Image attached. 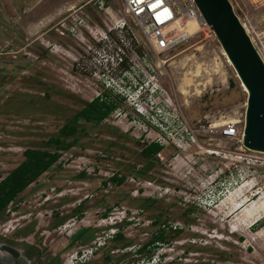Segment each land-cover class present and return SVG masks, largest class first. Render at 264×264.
<instances>
[{"label": "rangeland", "instance_id": "rangeland-1", "mask_svg": "<svg viewBox=\"0 0 264 264\" xmlns=\"http://www.w3.org/2000/svg\"><path fill=\"white\" fill-rule=\"evenodd\" d=\"M228 1L239 17L264 26V0ZM111 27L121 32L119 50L104 47L105 54L117 50L123 59L106 71L96 42ZM186 30L180 37L177 28L179 40L158 55L164 62L156 67L122 0H0V178L25 148H45L93 97L116 101L99 123L79 120L73 146L59 150L0 214V231L39 264H66L68 255L96 244L78 264H264V153L241 144L246 95L208 26ZM67 36L84 56L65 46ZM146 66L149 81L137 73ZM128 81L154 89L149 102L132 106ZM149 104L156 114L148 120L161 122V132L141 115ZM226 122L235 134H220ZM211 125L215 130L205 131ZM152 140L162 149L145 169L138 152ZM112 174L122 183L110 181ZM162 224L168 243L135 253ZM83 228L92 230L91 240L67 246ZM110 230L129 243L110 239Z\"/></svg>", "mask_w": 264, "mask_h": 264}, {"label": "built area", "instance_id": "built-area-1", "mask_svg": "<svg viewBox=\"0 0 264 264\" xmlns=\"http://www.w3.org/2000/svg\"><path fill=\"white\" fill-rule=\"evenodd\" d=\"M122 5L124 12L137 23L140 34L144 38L149 51L155 54V58L158 60L155 64L156 67L164 62V60L158 58V55L168 50L172 44L179 40V38L175 35L176 27L174 22L176 18H178L180 22L184 21V23L187 19H199L203 25L205 24L193 0H122ZM235 15L258 58L264 66V26H257L256 24L251 23L248 19L241 18L236 13ZM120 38L121 32H119L117 27L107 28L106 33L103 32L101 38H99L102 46L99 48L100 52L96 50L95 53L98 63H101L100 65L106 71L115 70L122 62L123 57L118 53L119 51H117L119 50L117 40ZM104 47H117V50L114 51V55H107L105 54ZM130 52L133 56H136L137 54L134 48H130ZM139 55H141L140 58L145 61V53ZM148 69L151 68H148L147 66L142 67L140 72L137 73H141L144 77H146V80H148L150 77V71ZM137 73L135 74L136 76ZM97 79H99V77ZM127 83V86L130 89V92L128 91V96L133 94L132 106L138 104L137 102H140L139 100H143L146 104V102H149L148 98L152 97L155 92L154 89L142 86L141 83L135 82L132 84L129 81ZM117 93L125 94L126 92L121 90ZM152 108V104H149V108L145 109V114H141L142 112L137 110V108H135V110L139 114L143 115L144 120L150 123L155 130L161 132V122L153 124L148 120L153 114H156V111H153ZM171 121L176 123L177 119L175 118V120ZM211 126L212 127L206 129L205 131L212 132L215 130L213 125ZM219 132L222 135H233L236 133V130L232 123L226 122L223 124ZM189 135L191 137L190 139L193 141L194 139L192 137L194 136L192 134V130H190ZM8 211L9 208L7 207L5 212ZM8 222L9 221H7V223ZM114 234V231L110 230L109 238L111 239ZM99 246L100 244H96V246H88L78 251H74L73 254L68 255V258H66V264H78L84 262L86 255L95 253ZM156 258L158 259V255L154 254L149 257V261H154Z\"/></svg>", "mask_w": 264, "mask_h": 264}, {"label": "trees", "instance_id": "trees-1", "mask_svg": "<svg viewBox=\"0 0 264 264\" xmlns=\"http://www.w3.org/2000/svg\"><path fill=\"white\" fill-rule=\"evenodd\" d=\"M118 99H121L117 96ZM116 101L111 100L108 96H95L90 101L80 107L72 117L59 127L55 136H49L44 141L45 148H25L22 151V160L0 178V212L4 210L6 205L11 202L27 185L33 182L42 172L47 170L58 158L59 150L67 149L76 142L77 123L79 120L85 122L99 123L106 115L115 109ZM71 138L65 141V138ZM52 147L51 150L47 149ZM162 149V144L157 141H149L139 148V155L144 159L145 169L151 167L152 158ZM124 177L112 174L109 180L122 183ZM61 220V218L59 219ZM153 223H157L155 220ZM171 227V226H169ZM164 225L157 227L151 233V237L143 244L135 249V253L146 250L149 255L157 246V244L168 243L164 234ZM173 233H176V227L173 226ZM92 238L91 229H80L67 243V246L73 244L74 241L85 244ZM121 242V246H126L129 242L123 241L122 234L115 232L111 239ZM150 256H148L149 258ZM109 260L106 254L103 262Z\"/></svg>", "mask_w": 264, "mask_h": 264}, {"label": "water", "instance_id": "water-1", "mask_svg": "<svg viewBox=\"0 0 264 264\" xmlns=\"http://www.w3.org/2000/svg\"><path fill=\"white\" fill-rule=\"evenodd\" d=\"M193 2L245 90L241 144L248 150L264 153V66L228 0ZM10 251L15 253L14 249Z\"/></svg>", "mask_w": 264, "mask_h": 264}, {"label": "flooded vegetation", "instance_id": "flooded-vegetation-1", "mask_svg": "<svg viewBox=\"0 0 264 264\" xmlns=\"http://www.w3.org/2000/svg\"><path fill=\"white\" fill-rule=\"evenodd\" d=\"M59 25L63 26V24L61 23ZM50 29H52L51 36L53 38L52 43L54 45V42H55L54 37L57 31L55 24H52ZM58 33L63 34L66 37V32H58ZM67 38H68V43L65 46L77 51L78 54L84 56V53L81 50L83 49L82 45L78 43L74 38H70L68 36ZM96 43L101 44L100 42H96ZM79 61L81 62V60ZM78 62L77 61L75 62L76 66L78 65ZM74 212L78 214L81 211L77 207V210H75ZM4 218H5V215H2V217H0V228L4 224ZM11 249H14L16 254L14 252H11L10 251ZM0 264H39V263L34 259L33 255H31L26 249H24L21 246L19 242L9 241L7 236L3 234L2 231H0Z\"/></svg>", "mask_w": 264, "mask_h": 264}, {"label": "bare ground", "instance_id": "bare-ground-1", "mask_svg": "<svg viewBox=\"0 0 264 264\" xmlns=\"http://www.w3.org/2000/svg\"><path fill=\"white\" fill-rule=\"evenodd\" d=\"M183 22H184V21H183ZM183 22H180V20H179L178 18H176V19H175V22H174L175 27H176V30H177L178 27H180L181 30H182V32L179 34L180 37H182V36H184L185 34L188 33L187 30H186L187 24H191V25H193L194 27H197V28H199V29H201V28H203V27H206V25L204 24V25H205V26H204V25L201 23V21H200L199 19H197V20H194V19H187L186 22L184 23V26L181 27V24H182ZM179 25H180V26H179ZM175 33H176V31H175ZM240 87H241V90H242L243 92H245L244 88H243L242 86H240Z\"/></svg>", "mask_w": 264, "mask_h": 264}]
</instances>
